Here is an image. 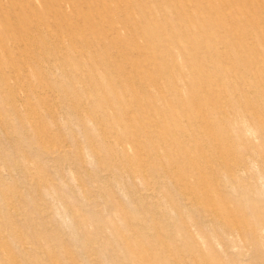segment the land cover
Wrapping results in <instances>:
<instances>
[{"label": "rangeland", "instance_id": "1", "mask_svg": "<svg viewBox=\"0 0 264 264\" xmlns=\"http://www.w3.org/2000/svg\"><path fill=\"white\" fill-rule=\"evenodd\" d=\"M0 264H264V0H0Z\"/></svg>", "mask_w": 264, "mask_h": 264}]
</instances>
